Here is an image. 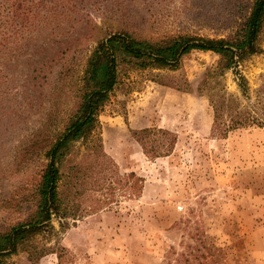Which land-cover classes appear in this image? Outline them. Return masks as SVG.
Here are the masks:
<instances>
[{
    "label": "rangeland",
    "instance_id": "374dc122",
    "mask_svg": "<svg viewBox=\"0 0 264 264\" xmlns=\"http://www.w3.org/2000/svg\"><path fill=\"white\" fill-rule=\"evenodd\" d=\"M252 1L0 0V222L27 216L25 204L4 203L41 169L99 41L117 32L231 40ZM259 43L262 52L219 77L210 71L220 56L198 50L175 69L121 76L99 117L104 151L117 165L94 191L103 207L64 230L55 221L56 235L38 234L33 243L49 249L38 261L21 249L5 264H166L169 251L187 245L217 248L222 264H264V28ZM214 88L233 96L246 121L224 139L211 137ZM147 127L176 133L170 154L144 153L132 131ZM162 140L151 134V144ZM132 172L143 179L138 197L128 193Z\"/></svg>",
    "mask_w": 264,
    "mask_h": 264
},
{
    "label": "trees",
    "instance_id": "16d2710c",
    "mask_svg": "<svg viewBox=\"0 0 264 264\" xmlns=\"http://www.w3.org/2000/svg\"><path fill=\"white\" fill-rule=\"evenodd\" d=\"M263 28L264 0H253L247 20L231 40L174 34L151 41L137 39L129 32H117L99 41L88 59L69 121L54 141L44 146L41 169L30 185L4 203L7 209L25 204L27 216L14 223L0 222V264L22 250L28 252L30 260L38 261L49 251L33 243L38 234L56 235L59 232L54 227L55 221L64 230L71 220L103 207L106 201L95 197L94 191L104 187L101 175L110 172L111 165H117L104 151L99 117L121 83V76L135 69H175L185 55L195 50L218 54L220 59L210 74L223 76L248 57L262 52L259 40ZM240 79L243 87L245 78ZM169 86L183 89L172 83ZM209 96L214 109L211 137L227 138L232 130L246 123L232 95L214 88ZM261 124L264 127V122ZM155 131L162 134L163 140L151 144V134ZM132 134L144 153L152 158L170 154L177 142L176 133L162 128L147 127L133 130ZM78 144L80 148H76ZM142 182V177L130 173L127 176L129 195L140 196ZM89 189H93V194L87 197ZM219 253L213 246L187 245L182 252L169 251L165 263L222 264Z\"/></svg>",
    "mask_w": 264,
    "mask_h": 264
}]
</instances>
